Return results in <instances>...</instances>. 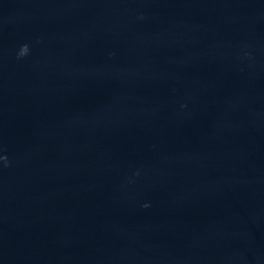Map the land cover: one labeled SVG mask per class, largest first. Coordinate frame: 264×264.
<instances>
[{"label":"water","instance_id":"1","mask_svg":"<svg viewBox=\"0 0 264 264\" xmlns=\"http://www.w3.org/2000/svg\"><path fill=\"white\" fill-rule=\"evenodd\" d=\"M0 156V264H264V0H0Z\"/></svg>","mask_w":264,"mask_h":264},{"label":"clouds","instance_id":"2","mask_svg":"<svg viewBox=\"0 0 264 264\" xmlns=\"http://www.w3.org/2000/svg\"><path fill=\"white\" fill-rule=\"evenodd\" d=\"M142 19V17H140ZM28 45H22L19 49V51L16 54V58L17 59H22L23 57H25L28 54ZM0 162H3V166L6 168L9 166V161L8 158L6 156H0ZM143 207H148V205H144Z\"/></svg>","mask_w":264,"mask_h":264}]
</instances>
